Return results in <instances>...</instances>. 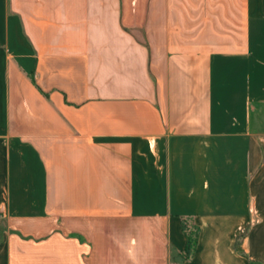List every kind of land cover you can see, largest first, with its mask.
Returning <instances> with one entry per match:
<instances>
[{
    "label": "crops",
    "instance_id": "1",
    "mask_svg": "<svg viewBox=\"0 0 264 264\" xmlns=\"http://www.w3.org/2000/svg\"><path fill=\"white\" fill-rule=\"evenodd\" d=\"M0 264H264V0H0Z\"/></svg>",
    "mask_w": 264,
    "mask_h": 264
},
{
    "label": "trees",
    "instance_id": "2",
    "mask_svg": "<svg viewBox=\"0 0 264 264\" xmlns=\"http://www.w3.org/2000/svg\"><path fill=\"white\" fill-rule=\"evenodd\" d=\"M195 234L194 233L189 234L187 250L195 246V243L197 241V236Z\"/></svg>",
    "mask_w": 264,
    "mask_h": 264
}]
</instances>
